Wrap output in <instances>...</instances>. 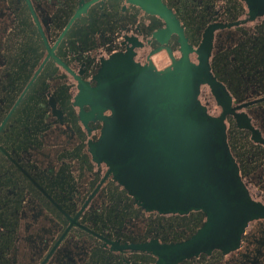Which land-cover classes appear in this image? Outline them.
I'll return each mask as SVG.
<instances>
[{"label": "flooded vegetation", "instance_id": "1", "mask_svg": "<svg viewBox=\"0 0 264 264\" xmlns=\"http://www.w3.org/2000/svg\"><path fill=\"white\" fill-rule=\"evenodd\" d=\"M116 57L207 60L199 100L260 210L237 245V220L148 210L110 172ZM0 264H264V0H0Z\"/></svg>", "mask_w": 264, "mask_h": 264}, {"label": "water", "instance_id": "2", "mask_svg": "<svg viewBox=\"0 0 264 264\" xmlns=\"http://www.w3.org/2000/svg\"><path fill=\"white\" fill-rule=\"evenodd\" d=\"M130 66L118 57L106 63L94 92L105 93V111L112 112L103 136L110 172L148 210L199 208L212 221L237 220L231 242L237 245L260 210L241 183L223 119L211 117L199 100L202 84L220 87L207 60L195 65L184 58L160 74Z\"/></svg>", "mask_w": 264, "mask_h": 264}]
</instances>
